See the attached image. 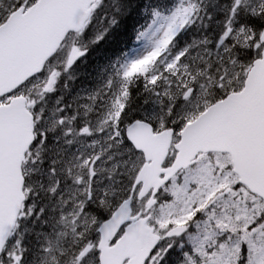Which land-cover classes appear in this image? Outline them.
<instances>
[{"label":"snow or ice","instance_id":"snow-or-ice-1","mask_svg":"<svg viewBox=\"0 0 264 264\" xmlns=\"http://www.w3.org/2000/svg\"><path fill=\"white\" fill-rule=\"evenodd\" d=\"M124 7L0 0V264H264V0L157 4L74 87Z\"/></svg>","mask_w":264,"mask_h":264},{"label":"rangeland","instance_id":"rangeland-1","mask_svg":"<svg viewBox=\"0 0 264 264\" xmlns=\"http://www.w3.org/2000/svg\"><path fill=\"white\" fill-rule=\"evenodd\" d=\"M171 2L172 0H141V5H139L138 13L135 17L138 19L140 17L143 26L149 24L144 33L139 35L141 41H138L132 47L128 46L124 49L125 52H123V45L122 48L115 46L116 37L109 36L107 33L102 40L89 47L85 56L78 58L71 66L70 72L76 76L74 87L93 82L99 74L100 69L117 58H139L147 51H150L162 38L169 20L166 14L167 9L164 8L163 11L157 14L155 6L159 4L163 7ZM107 4L108 0H105V8H107ZM189 34L181 33L177 39L183 43Z\"/></svg>","mask_w":264,"mask_h":264},{"label":"trees","instance_id":"trees-1","mask_svg":"<svg viewBox=\"0 0 264 264\" xmlns=\"http://www.w3.org/2000/svg\"><path fill=\"white\" fill-rule=\"evenodd\" d=\"M117 3L123 4L125 7L117 13L118 25L111 28L108 34L116 37L117 41L114 42V45L120 48L123 45V52H125L124 49L131 46L138 36L142 35V30H145L140 17L139 19L135 17L138 13L139 5H141V0H117Z\"/></svg>","mask_w":264,"mask_h":264}]
</instances>
